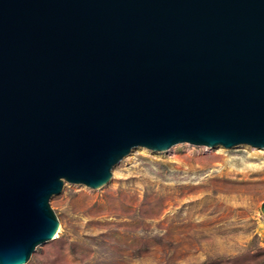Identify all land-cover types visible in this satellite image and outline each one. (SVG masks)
<instances>
[{
    "label": "water",
    "instance_id": "water-1",
    "mask_svg": "<svg viewBox=\"0 0 264 264\" xmlns=\"http://www.w3.org/2000/svg\"><path fill=\"white\" fill-rule=\"evenodd\" d=\"M186 141L264 148V0H0V264L56 238L65 181Z\"/></svg>",
    "mask_w": 264,
    "mask_h": 264
},
{
    "label": "rangeland",
    "instance_id": "rangeland-1",
    "mask_svg": "<svg viewBox=\"0 0 264 264\" xmlns=\"http://www.w3.org/2000/svg\"><path fill=\"white\" fill-rule=\"evenodd\" d=\"M263 202L264 148L137 146L101 187L64 182L26 264H264Z\"/></svg>",
    "mask_w": 264,
    "mask_h": 264
}]
</instances>
